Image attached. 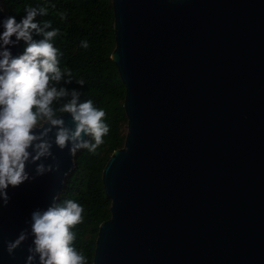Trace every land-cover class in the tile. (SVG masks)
<instances>
[{"label": "water", "instance_id": "1", "mask_svg": "<svg viewBox=\"0 0 264 264\" xmlns=\"http://www.w3.org/2000/svg\"><path fill=\"white\" fill-rule=\"evenodd\" d=\"M112 7L127 131L102 171L111 215L93 264H264V0ZM7 17L0 0V33ZM69 148L53 145L58 171L10 186L7 206L0 199V264H26L34 238L14 256L7 242L58 197L74 168ZM40 162L53 163L29 162L30 175Z\"/></svg>", "mask_w": 264, "mask_h": 264}, {"label": "clouds", "instance_id": "2", "mask_svg": "<svg viewBox=\"0 0 264 264\" xmlns=\"http://www.w3.org/2000/svg\"><path fill=\"white\" fill-rule=\"evenodd\" d=\"M25 12L20 22L14 16L5 18L0 33V199L4 206L11 200L7 192L10 186L17 188L59 170L53 145L60 150L70 145L71 156L82 149L96 154L110 131L104 109L95 107L90 99L81 102V93L75 89L58 87L61 81L72 83L73 74L60 67L62 53L53 44L59 30H48L51 22H35L38 15H47L48 9L29 7ZM33 34L43 38L34 40ZM20 41L26 45L23 53L13 57L10 46ZM81 47L87 49L88 42L82 41ZM76 82L85 84L82 79ZM63 114H70L74 127L66 124ZM38 127L43 131L37 133ZM53 128L54 140L45 139ZM41 158H51L53 163H38L35 176L30 175L27 165ZM53 200L46 210L31 213L30 233L25 228L18 238L8 241L7 253L14 256L31 235L34 239L27 249L26 264H37V257L38 264H86L83 252L73 246L76 234L72 231L83 223L84 208L71 199Z\"/></svg>", "mask_w": 264, "mask_h": 264}, {"label": "trees", "instance_id": "3", "mask_svg": "<svg viewBox=\"0 0 264 264\" xmlns=\"http://www.w3.org/2000/svg\"><path fill=\"white\" fill-rule=\"evenodd\" d=\"M1 6L17 22L26 16L25 9L29 7L48 9V14L38 15L35 22H51L52 28L48 30H59L53 44L62 53L60 67L70 69L73 74L72 83L61 81L58 87L79 91L81 102L90 99L95 107L106 112L105 122L110 131L103 138L104 143L96 154L86 149L75 153L74 168L67 174L58 195L60 202L71 199L84 208L83 223L72 229L76 234L73 246L83 252L86 264H93L99 225L111 215L102 171L112 152L123 147L127 131L125 86L111 58L115 47L112 0H1ZM42 38L33 34L34 40ZM82 41L88 42L87 49L81 47ZM18 44L20 55L26 45L23 41ZM81 79L85 82L83 86L76 82Z\"/></svg>", "mask_w": 264, "mask_h": 264}]
</instances>
